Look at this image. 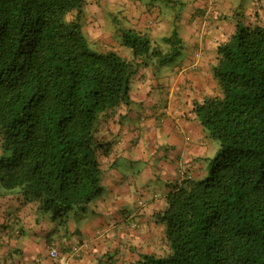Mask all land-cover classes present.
<instances>
[{
  "label": "trees",
  "instance_id": "16d2710c",
  "mask_svg": "<svg viewBox=\"0 0 264 264\" xmlns=\"http://www.w3.org/2000/svg\"><path fill=\"white\" fill-rule=\"evenodd\" d=\"M90 2L0 0V196L21 192L65 235L103 192L104 118L130 104L141 66L181 53L175 30L167 50L121 30L130 61L101 50L84 31ZM243 14L217 47L216 94L193 105L219 150L202 179L184 174L166 194V252L135 264H264V23Z\"/></svg>",
  "mask_w": 264,
  "mask_h": 264
},
{
  "label": "crops",
  "instance_id": "0c3cea01",
  "mask_svg": "<svg viewBox=\"0 0 264 264\" xmlns=\"http://www.w3.org/2000/svg\"><path fill=\"white\" fill-rule=\"evenodd\" d=\"M91 1L96 15L84 31L101 50L130 61L121 30L147 34L164 50L162 39L175 30L181 53L170 65L141 66L131 81L130 104L104 118L110 150L100 159L103 192L81 218L68 222L66 235L48 216L38 217L21 192L0 196V264H135L141 255H163L167 247L156 215L166 194L184 174L202 179L211 160L210 137L193 105L217 92V47L234 33L239 4L186 0L178 15L171 9L180 0ZM257 2L264 6V0H245ZM119 23L126 28L114 30ZM52 249L58 258L50 257Z\"/></svg>",
  "mask_w": 264,
  "mask_h": 264
},
{
  "label": "rangeland",
  "instance_id": "374dc122",
  "mask_svg": "<svg viewBox=\"0 0 264 264\" xmlns=\"http://www.w3.org/2000/svg\"><path fill=\"white\" fill-rule=\"evenodd\" d=\"M233 2H235L236 5L239 4L238 8H237V13L238 12L241 13V14L235 15L236 19H239V17L244 13L243 15H246L248 17L247 20L249 22H251L253 24H255L256 22L264 23V6H261L260 4H258L259 2L254 3L253 5H250V6L248 4H245V0H242L241 3L238 0H235ZM183 3H186V0H180L179 2H175L176 5L171 9L173 13L170 11L171 14L182 15L183 14V7H184ZM95 6H97V5H95ZM170 8H171V6H170ZM114 15L117 17V14H114ZM114 15H112V13H111V15H109L111 17L112 22H115L114 21L115 20ZM105 17H106V15H105ZM117 22H115V23H117ZM172 26L174 27V24H172ZM122 27L126 28L122 23H119L114 27L115 28L114 30H120ZM167 36L168 37L171 36V33L170 34L167 33ZM114 52H116V51H114ZM206 143H207V140H206ZM208 145H209L208 146V154H209L210 158L213 159L215 154L219 150V143L217 141L209 138Z\"/></svg>",
  "mask_w": 264,
  "mask_h": 264
},
{
  "label": "built area",
  "instance_id": "2783aa9c",
  "mask_svg": "<svg viewBox=\"0 0 264 264\" xmlns=\"http://www.w3.org/2000/svg\"><path fill=\"white\" fill-rule=\"evenodd\" d=\"M50 257L53 258V259L58 258V251L55 250V249H52V250L50 251Z\"/></svg>",
  "mask_w": 264,
  "mask_h": 264
}]
</instances>
